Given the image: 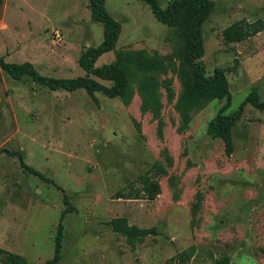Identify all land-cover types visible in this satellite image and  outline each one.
<instances>
[{"label": "rangeland", "instance_id": "rangeland-1", "mask_svg": "<svg viewBox=\"0 0 264 264\" xmlns=\"http://www.w3.org/2000/svg\"><path fill=\"white\" fill-rule=\"evenodd\" d=\"M213 1L201 61L206 75L226 69L233 95L227 114L251 92L264 101V31L237 43L223 37L227 26L243 18L264 20V0ZM159 2L164 8L169 0ZM106 7L122 27L114 49L96 66L111 63L122 49L173 55L176 67L159 77L162 131L159 120L143 112L137 93L125 104L102 92L94 98L84 89L53 91L0 68V246L29 264L53 258L59 219L68 207L65 192L73 209L64 219L60 264H216L225 258L226 264H264V110L244 107L233 129L232 155L207 132L226 103L217 92L182 128L175 107L183 87L175 56L179 26L159 21L142 0H106ZM103 37L91 0H0V58L32 62L43 75L85 76L81 55ZM16 151L63 190L28 172L9 153ZM155 162L168 172L151 174L161 187L151 199L140 175ZM129 185L140 190L138 197L118 198L117 191ZM117 216L156 226L160 234L132 247L107 223ZM182 252L190 255L184 263L178 259Z\"/></svg>", "mask_w": 264, "mask_h": 264}, {"label": "trees", "instance_id": "trees-1", "mask_svg": "<svg viewBox=\"0 0 264 264\" xmlns=\"http://www.w3.org/2000/svg\"><path fill=\"white\" fill-rule=\"evenodd\" d=\"M145 1L157 19L161 22H173L179 26L177 31V54L180 59L178 74L182 81V90L177 98L175 107L182 118V128H187L192 120V113L201 109L213 98L217 92L218 99H226L207 125V132L213 138L223 140L228 155L234 151L233 129L240 120L242 110L251 103L260 110H264V101L260 100L257 92L248 94L240 104V107L231 112L224 113L231 106L233 95L226 76V69L217 67L213 75H206L205 66L201 61L204 56L203 25L214 12L216 3L213 0H169L166 7H161L159 0ZM92 18L101 22L104 30L103 41L97 47H90L80 58V65L85 69V76L72 78L52 77L43 75L32 62L23 63L8 62L0 58V68L15 80H23L25 77L50 90L63 89L75 91L84 89L91 97H96L97 92H102L110 98H120L125 104H130L135 94H139L142 100L143 112H151L159 120V130L162 131L161 110L163 101L161 98V87L163 82L160 75L166 74L170 69L176 67L173 62V55H162L159 53L150 54L146 49L118 50L115 60L102 66H96V61L103 54L114 49L119 34L121 23L116 20L106 7V0H91ZM264 31V20L259 18L255 21L241 19L223 30V37L226 43H237L247 40L256 34ZM236 64L239 61L236 59ZM91 75L100 79L111 81L108 86ZM168 93L173 96V88L168 87ZM7 151V150H5ZM18 155L21 164L25 169L56 185L63 190L52 178L45 176L42 172L25 163L21 152H9ZM169 164L173 159L168 156ZM167 168L160 162H155L147 171L140 175L143 191L149 198L153 199L161 192V187L151 174H166ZM132 186H126L117 191L118 198H136ZM65 208L60 216L57 233L55 237V249L53 258L45 264H60L64 238V219L73 207L70 205L67 194L64 192ZM114 232L125 236L132 247L141 242L146 236L159 235L158 227L144 228L131 224L126 216H117L107 222ZM189 253L182 252L178 255L180 263L189 259ZM229 258L217 260L216 264H226ZM0 264H29L27 258L19 253L7 250L0 246Z\"/></svg>", "mask_w": 264, "mask_h": 264}, {"label": "built area", "instance_id": "built-area-1", "mask_svg": "<svg viewBox=\"0 0 264 264\" xmlns=\"http://www.w3.org/2000/svg\"><path fill=\"white\" fill-rule=\"evenodd\" d=\"M57 36H58L59 38H61L60 34H57Z\"/></svg>", "mask_w": 264, "mask_h": 264}]
</instances>
